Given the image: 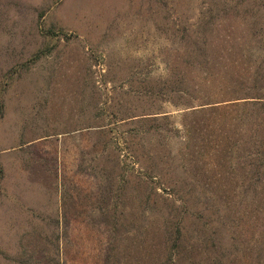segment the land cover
Listing matches in <instances>:
<instances>
[{
  "label": "rangeland",
  "instance_id": "1",
  "mask_svg": "<svg viewBox=\"0 0 264 264\" xmlns=\"http://www.w3.org/2000/svg\"><path fill=\"white\" fill-rule=\"evenodd\" d=\"M169 83L264 100V0H0V264H264V108L197 157Z\"/></svg>",
  "mask_w": 264,
  "mask_h": 264
},
{
  "label": "trees",
  "instance_id": "2",
  "mask_svg": "<svg viewBox=\"0 0 264 264\" xmlns=\"http://www.w3.org/2000/svg\"><path fill=\"white\" fill-rule=\"evenodd\" d=\"M202 44V45H201ZM205 44L204 40L198 41L197 40V61H199L200 58H204V56L206 55L204 53V51H202V55L201 53H199L200 48L203 47V45ZM205 62V61H204ZM200 63H198L199 65ZM197 65V66H198ZM212 75V74H210ZM211 77V76H209ZM173 83H169L167 86L166 84H164V87L162 89H160V93L162 95H174V94H179L181 93L182 95H184L186 97V99L184 100V102L182 103V100L180 102V105L182 106L184 112H183V123H182V128H183V137L182 140L184 141V148H194L195 145H197V157L201 156V152H200V145H199V137L201 135V133H203V131L205 130H209L208 132H217V138L215 139H207L206 140V145L209 144L210 146V150L214 151V157L216 159H218L217 155L219 156L220 162L227 164V161H229V156L231 153V150L229 148V138L227 135V131H229V125L230 123L233 121V117L232 116V110L235 109V116H234V121L236 122V124H240L243 125L244 123H246L248 120H250L252 118V116H256L257 114H259V110H261L262 108H264V100H262L261 98H257V97H252L251 99H255V101L253 102H248V101H244V102H239V103H233L234 101L237 100H245V99H249L247 97L243 98L244 96L240 95H236V96H231V89L229 87H222L218 90L214 92L211 90V88H207V87H197V105H194L191 101H193V99L195 98H191L190 92H188V90H184L182 88L179 87H175L172 85ZM181 84V83H180ZM183 84H184V80H183ZM207 85V84H206ZM233 90V89H232ZM174 103V102H173ZM254 107L255 111L254 113H248L246 111V109L248 107ZM197 107V109H196ZM253 111V110H252ZM251 111V112H252ZM157 115H159V113H154L151 114L150 118H140V119H136L135 121H139L137 123H147V125H149L147 128V131H153V133H159V131H165V132H170V130H168L167 128L161 127L158 124V121H162V120H166L168 116H160L158 117ZM194 116H197V118H204L206 116H214V118L211 121L207 122V126L208 127H204L202 125L204 124H199L197 122V137L193 134L192 132V128L189 120L191 121V118H194ZM208 120V119H207ZM123 121V120H121ZM128 122L123 123L124 126H126ZM122 124V125H123ZM130 128L128 133H135V136L138 137V135H141L142 130L136 129V123L133 122L132 120L130 121ZM261 126H259L260 128ZM136 129V130H134ZM203 129V130H202ZM146 131V132H147ZM144 132V133H146ZM127 132H122V134H120V137L116 139V146L119 149V151H121V153H123L124 155L126 154L127 157H129V159L131 160L130 163L132 164V166H137V165H141L142 163V158L140 156V152H139V144H135L132 140H133V136H130L131 140L127 139V137H125L126 135H128ZM196 140H197V144H196ZM210 141V142H209ZM180 151V149H179ZM193 153V152H192ZM195 153V152H194ZM143 159L145 156H142ZM184 158V157H183ZM185 162L190 164V161H186ZM150 170V168H147ZM257 169V168H256ZM154 170H156V168H154ZM145 174L150 177L151 179L157 178L158 176H154L153 174H151V170L149 172H145ZM261 174V173H260ZM255 175L259 176V169L256 170ZM193 220V215L190 216ZM196 218H194L195 220ZM174 228V238L172 240V245H171V249H174L176 252V254L178 256L182 255L181 253V242L183 241L184 236L182 235V232L180 230V228L178 227V224H175L173 226Z\"/></svg>",
  "mask_w": 264,
  "mask_h": 264
}]
</instances>
